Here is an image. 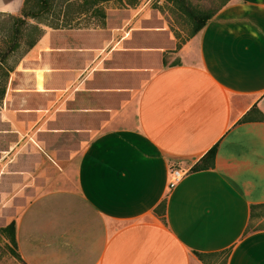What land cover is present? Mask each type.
I'll return each mask as SVG.
<instances>
[{
    "label": "crops",
    "instance_id": "crops-1",
    "mask_svg": "<svg viewBox=\"0 0 264 264\" xmlns=\"http://www.w3.org/2000/svg\"><path fill=\"white\" fill-rule=\"evenodd\" d=\"M22 1L0 0V12ZM111 1L86 23L38 22L10 73L0 166L44 134L85 138L72 185L16 220L22 259L203 264L194 251L230 248L226 264H264V229L244 234L264 203V0H231L176 52L139 25L150 0ZM212 147L213 167L191 171ZM171 168L185 174L169 189ZM163 198L165 222L153 212Z\"/></svg>",
    "mask_w": 264,
    "mask_h": 264
},
{
    "label": "rangeland",
    "instance_id": "rangeland-1",
    "mask_svg": "<svg viewBox=\"0 0 264 264\" xmlns=\"http://www.w3.org/2000/svg\"><path fill=\"white\" fill-rule=\"evenodd\" d=\"M49 11H44L39 18H28L27 24L45 22L49 25L65 23V21H76L77 16L86 14L82 18L90 21L93 8L98 3L92 4L93 0H46ZM144 0H112L116 5L127 3L129 5L140 4ZM23 2V1H22ZM192 5L204 9H213L219 5L221 0H186ZM151 7L142 17L139 25L148 30H159L154 32L156 46L167 48L168 52H176L191 38L190 23L187 14L175 4L174 0H150ZM22 6V3H21ZM20 6V9H21ZM16 12L1 11L3 13L18 14ZM0 12V27L6 16ZM2 14V15H1ZM94 15V14H93ZM88 23V22H87ZM150 32V31H148ZM136 38H146L135 35ZM25 45L12 55L8 62L15 66ZM165 55V54H164ZM169 55V53H166ZM5 98V97H4ZM4 100V99H3ZM3 100L0 102L3 103ZM43 142L35 144L32 141L20 147L18 153L13 152L1 158L0 166V264H25L14 254L11 244L2 227L12 220H17L28 202L38 195L52 189L68 188L75 179V169L79 154L82 150L85 138L67 134H44ZM87 138V137H86ZM1 142V141H0ZM38 145V146H37ZM6 147L5 143H0Z\"/></svg>",
    "mask_w": 264,
    "mask_h": 264
},
{
    "label": "trees",
    "instance_id": "trees-1",
    "mask_svg": "<svg viewBox=\"0 0 264 264\" xmlns=\"http://www.w3.org/2000/svg\"><path fill=\"white\" fill-rule=\"evenodd\" d=\"M70 1V0H66ZM85 1V0H84ZM89 2L88 0H86ZM102 0H93L96 4ZM180 8L187 14L190 23V35L194 36L201 31L208 21L231 0H221L219 5L213 9H204L192 5L186 0H174ZM46 0H23L20 12L18 14L3 13L5 19L2 20L0 27V102L3 100L7 88V82L14 66L10 65L8 60L24 44L23 52L31 48L41 34V29L36 24H27L28 18H39L42 12L49 11ZM101 9L93 8L92 14L98 15ZM2 15V14H1ZM23 53H21L22 55ZM20 55V56H21ZM20 58V57H19ZM16 64V63H15ZM256 109V108H254ZM260 120H264V114L260 113ZM252 120L248 115H244L240 121ZM215 159V147L210 148L192 167L191 171L204 170L212 168ZM166 198H163L153 209L162 222H165ZM259 229H264V203L251 204L250 213L244 234ZM2 232L8 238L11 248L21 260L22 257L18 250L16 237V221L12 220L2 227ZM230 248L213 252L194 251V254L203 264H226ZM24 262V260H23ZM26 264V263H25Z\"/></svg>",
    "mask_w": 264,
    "mask_h": 264
},
{
    "label": "built area",
    "instance_id": "built-area-1",
    "mask_svg": "<svg viewBox=\"0 0 264 264\" xmlns=\"http://www.w3.org/2000/svg\"><path fill=\"white\" fill-rule=\"evenodd\" d=\"M184 174L185 171H182L178 168H171L169 172L167 187L169 189H172L180 181Z\"/></svg>",
    "mask_w": 264,
    "mask_h": 264
}]
</instances>
